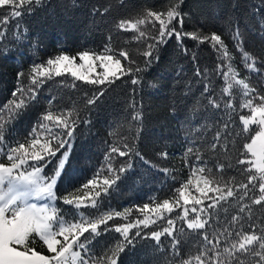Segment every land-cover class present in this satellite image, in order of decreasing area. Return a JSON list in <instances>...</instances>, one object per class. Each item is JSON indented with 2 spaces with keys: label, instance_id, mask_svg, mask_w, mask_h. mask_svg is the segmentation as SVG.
<instances>
[{
  "label": "trees",
  "instance_id": "16d2710c",
  "mask_svg": "<svg viewBox=\"0 0 264 264\" xmlns=\"http://www.w3.org/2000/svg\"><path fill=\"white\" fill-rule=\"evenodd\" d=\"M174 2L176 0H42L41 5L35 6L34 11L25 13L22 9H17L22 11V15L11 17L4 26L7 39L4 41L3 49H0L2 52L0 54V126L8 128L4 136L5 140L30 141L34 128L41 132L37 121L42 119L46 109L51 110L48 109L47 103L51 95L57 97L56 103L70 109L73 116H79L84 114L81 103L84 99L83 93L91 92L90 86L74 81L70 75L62 77L53 75L51 80L41 78L45 82L37 97L39 102L33 103L21 116L12 120L9 101L14 99L13 92L20 86L18 72L29 73L34 62L43 61L46 65V60L60 54L62 49L69 55H76L80 50L102 53L106 45H109L117 55L119 50H126L131 59L136 61V64L132 65L133 68L137 65L143 67L142 62L145 57L142 51L147 48L150 36L159 27L158 22L146 18L147 11L164 10ZM28 7V5L24 6L25 9ZM180 8L187 14L184 16V31H196L198 36L212 32L220 34L228 45L231 59L229 61L220 58L207 43L197 47V41L188 37H184L182 41L189 49L188 54L185 55L179 47L180 42L173 36L167 45L161 48L159 61L141 73L144 81L137 99L143 106V120L138 140L131 139L136 135L137 122L131 119L132 109L128 107L131 95H135L130 93L129 89L135 86L117 81L105 96L101 97L97 106L87 113L90 120L87 127L90 131L78 135L73 149L72 167L58 184L57 195L63 197L70 191L69 198L82 199L85 204H91V200L96 198V192L101 191L102 210H119L124 213L131 206L132 212L127 219L116 217L109 224H126L136 218L143 219L144 215L152 213L142 215L137 211V208L145 203L155 207L157 203H162L163 199L167 198L174 207L178 199L177 190L189 179L193 180V184L189 185L188 190L195 196H199L194 187L198 178L224 175L227 179L235 175V181L232 182L234 190L235 184L243 179L236 172V168H244L246 165L235 164L239 153L232 144L229 143L227 148L218 146L214 152L204 140L199 141L198 151L197 145L192 142L198 140V130L203 131L199 128L200 125L216 122L205 133V139L210 141L215 128L222 126L224 120H228L230 128L240 131L242 128L240 115L248 114V110L242 108L246 99L243 96L242 86L235 84V81L226 82L222 73L216 71L217 64L224 65V72L228 71L230 64L239 74L238 78L244 79L254 87H261V91L264 92V87L261 86V81L264 80V38L259 34V20L264 15V7L261 0H183ZM105 9L107 11H104ZM254 9H259V12L254 13ZM10 12L11 10L0 9V13L4 15L10 16ZM139 19H145V23L137 25L136 28H131L127 24L125 29L119 28L121 21L136 23ZM232 19L239 23L244 34V50L256 58L260 72H250L242 61L241 52L233 46L226 23ZM141 30L147 33L146 37H140ZM193 52L197 54L196 63L201 71L205 68L209 71L214 98L222 105L225 101L231 100L237 109L235 112L226 111L221 107L212 109L211 114L208 113V109L204 107L207 105V94L201 95L204 84L197 82L202 77L194 75ZM181 69L185 75L178 76L177 73ZM123 79L128 80L129 77L125 76ZM189 82H192L191 85ZM228 82L233 84V88L229 93H225L224 88ZM153 83L157 85L156 88L151 87ZM30 84L31 81H27V85ZM73 84L76 85L75 88ZM186 86H191L190 93H185ZM26 95L21 98H26ZM45 123L51 124V122ZM84 127L81 125L77 132L80 133ZM45 138V135L40 136L41 143ZM125 138L135 145L143 159L138 156L132 157L130 162L133 168L123 180L118 182L119 191L104 196L103 180L110 175L107 173L109 162L105 158L106 149L112 143H122ZM12 146L18 145L12 143ZM25 146L28 147V144L26 143ZM189 146L193 147V152L199 155L201 162H207L204 173L197 171L195 176L191 175L190 162L196 161V155L187 152ZM239 147H242V143L237 144V148ZM163 153L168 154L167 158L162 155ZM121 160L127 161L129 157L121 158L113 154V167L115 168ZM3 162L7 163L6 157L3 158ZM220 163L232 164L233 167L227 168L225 173H220L218 171ZM209 168L211 172L208 171ZM50 169L51 165L45 171ZM164 169L168 171L165 172ZM95 173L99 175L94 176ZM90 178L98 180V187L83 188L82 185ZM255 194L258 195V191ZM209 195L215 194L209 193ZM229 200L233 201L232 205L226 206L227 211L219 212L220 219L214 217L210 221L213 227L199 231H207L210 238H214L213 228L218 226L222 230L228 219L238 213L240 204L249 203L251 213L247 209L245 213H239L243 217L241 220L243 229L237 224L235 230L247 232L251 230L250 225L255 224L256 231L259 232L261 223L264 222V207L250 204L246 200L239 203L233 198ZM182 203L180 201V204ZM207 203L209 201L205 200L204 204ZM56 205L62 210L61 215L66 220L76 218L78 210L75 207L64 205L61 199L56 201ZM195 207L199 210L201 206ZM79 211L89 216H95L97 213V209L92 207H81ZM162 213L163 216L154 220L155 223L149 224L147 228H143V225L140 227L147 233L152 231L163 233V229L168 227L167 219H173V236L178 235L181 241L179 255L172 251L170 244L172 237L163 233L157 251H153L151 247L156 245V241L150 238L141 241L137 238L135 247H130L119 255L118 264H180L182 259L189 260L190 257L199 254L200 249L196 241L203 243L202 238L196 232L187 229L184 219L181 218L183 212L180 206H176L171 214L166 211ZM188 215L192 218L196 213L189 210ZM201 216L203 217L204 214L201 213ZM148 217L151 219L152 215ZM180 229L184 231L180 232ZM118 238V233L107 232L97 239L96 251L99 252L103 246L112 244ZM31 239L35 241L32 247L37 251L44 255L50 254L43 242L34 234ZM220 239L223 240V237ZM230 239L238 240L239 237L234 234ZM254 259L259 260V257ZM192 264H195L194 260Z\"/></svg>",
  "mask_w": 264,
  "mask_h": 264
},
{
  "label": "snow or ice",
  "instance_id": "6c2138e0",
  "mask_svg": "<svg viewBox=\"0 0 264 264\" xmlns=\"http://www.w3.org/2000/svg\"><path fill=\"white\" fill-rule=\"evenodd\" d=\"M41 3L42 0H0V9L11 10L10 16L0 13V49H3L4 41L7 39L4 26L8 24L11 17L22 15V11L17 9H22L25 13L31 12L34 11L35 6L41 5ZM182 3L183 0H176L164 10L147 11L146 18H152L154 22H158L159 27L150 36L147 48L142 51V55L145 57L142 62L143 67L137 65L133 68L132 65L136 64V61L131 59L126 50H119L117 56L112 48L106 45L102 53L80 50L76 55H69L65 54V50L62 49L60 54L55 55L54 58H48L46 65L43 61L34 62L29 73L18 72L20 86L13 92L14 99L9 101V106H11L9 113L12 120L21 116L33 103L39 102L37 97L45 82L41 78L51 80L53 75L55 77L70 75L74 81L90 86L91 92L83 93L84 99L81 103L84 114L79 116H73L70 109L56 103L57 97L51 95L47 102L48 109L51 110L46 109L42 119L37 121L39 129L42 131L38 132L34 128L30 141L9 142L4 138L8 128L0 126V264H118L119 255L125 253L130 247H135L137 238L141 241L148 238L156 241V245L151 247L153 251H157L163 233L172 237L170 241L172 251L179 255L181 241L178 235L173 236V219L167 220L168 227L163 229V233L161 231L150 233L143 231L141 225L143 228H147L149 224L155 223L147 215H144L143 219L136 218L126 224H109L116 217L127 219L132 212L131 206L124 213L119 210L105 211L101 208L103 204V200L100 198L101 191L96 192V198L91 200V204H85L82 199L69 198L70 191L67 195L58 197L57 186L67 174L68 169L72 167L73 149L78 135L90 131V128L87 127L90 124L87 113L97 106V102L117 81L135 86L129 89L130 93L135 95H131L128 107L132 109L131 119L137 122L135 125L136 135L131 139H139L143 120V106L137 99L144 81L141 73L159 61L161 48L167 45L173 36L180 42L179 47L185 55L188 54L189 49L182 41L184 37H188L197 41V47L201 44H209L220 58L230 61L228 45L220 34L212 32L198 36L196 31H184V16L187 14L181 11ZM261 3L264 7V0H261ZM25 5L29 7L25 9ZM255 12H259V9H254ZM144 23L145 19H139L136 23L121 21L119 28L125 29L126 24L131 28H136L137 25ZM226 23L233 46L241 52L245 67L250 72H260L256 65V58L244 50V34L239 23L234 19ZM153 26L155 25L153 24ZM259 34L264 38V15L259 20ZM139 35L146 37L147 33L141 30ZM77 55L79 63L76 62ZM121 57L127 62L126 64H122ZM192 60L195 69L194 75L202 77L197 82L204 84L201 95L207 94V105L204 107L208 109V113L211 114L212 109L221 107H224L226 111L235 112L237 109L231 100L225 101L222 105L214 98L209 71L207 68L201 71L196 63L197 54L195 52L192 53ZM97 62H99V68L102 69L99 73L96 71ZM223 68V64H217L216 71L222 73L226 82L235 81V84L242 86L243 96L246 97L242 108L247 109L248 114L240 115L239 119L242 123L240 131L230 128L228 120H224L222 126L215 128L210 141L205 139V133L216 122L200 125L199 128L203 131L198 130V140L192 143L197 145L198 151L199 141L204 140L205 144L214 152L218 146L227 148L230 143L239 153L235 164L246 165V167L236 168V172L243 179L235 184V190L232 186L235 175L227 179L224 175L196 179L194 187L199 196L192 195L188 190L189 185L193 184L192 179H189L177 190L176 206H180V201L184 206L181 218L186 221L187 229L196 232L203 241V243L196 241L200 249L199 254L190 257L189 260L182 259L180 264H192V260L195 261V264H264V222L261 223L259 232L256 231L255 224L250 225L251 230L247 232L235 230L237 224H240L243 229V224H241L243 217L239 213H245L246 209L251 213L249 203L240 204L238 213L228 219L222 230L218 226L214 227V238H210L207 231H199L206 227H213L210 221L214 217L220 219L219 212L227 211L226 206L232 205L233 201H230L229 198H233L237 203L246 200L250 204L264 207V92L261 91V87H254L244 79L238 78L239 74L231 68L230 64L227 72H224ZM177 75H185L183 69ZM125 76H128L129 79L124 80ZM29 80L31 84L27 85ZM191 83L189 82V85ZM72 86L76 87L75 84ZM261 86L264 87V80L261 81ZM151 87L156 88L157 85L153 83ZM232 88L233 84L228 82L224 92L229 93ZM184 91L186 94L190 93L191 86H186ZM25 94H27L26 98H21L25 97ZM45 122H51V124ZM81 125L85 127L78 133L77 129L81 128ZM41 135L46 136L43 143H41ZM12 143L18 146H12ZM26 143L28 147L25 146ZM240 143H242V147L237 148V144ZM187 152L196 155V161L190 162L191 175L195 176L197 171L204 173L207 162L200 161L199 155L193 152L192 146L187 148ZM113 154L121 158L129 157V160H121L114 168ZM162 155L167 158L168 154L163 153ZM134 156L143 159L135 145L128 142V138H125L120 144L109 145L105 158L109 162L107 173L110 175L103 180L104 196H110L119 191L118 182L132 170L133 164L130 161ZM5 157L7 163L3 162ZM145 162L147 163V161ZM49 165H51V169L45 171L49 169ZM231 167H233L232 164L220 163L218 171L225 173L227 168ZM163 171L168 170L164 169ZM208 171L211 172V169L209 168ZM98 175L99 173L94 174V176ZM82 187L85 189L96 188L98 180L90 178ZM257 191L258 195L255 194ZM209 193L215 195H209ZM58 199H61L64 205L73 206L78 210L75 219L66 220L61 215L62 210L56 205ZM205 200L209 201L206 205L204 204ZM38 201H43V203H38ZM189 204L193 205L191 211L196 213L192 219H188L189 209L187 206ZM196 205L201 206L199 210L195 207ZM81 207L96 208L97 213L95 216H89V214L79 211ZM137 211L142 215L148 212L156 214L165 211L171 214L174 207L166 198L162 203H157L155 207L145 203L142 207H138ZM201 213L204 214L203 217ZM133 229L136 230L133 232ZM110 231L118 233L119 238L112 244L103 246L97 252L95 249L97 239ZM179 231L183 232L184 230L180 229ZM33 234L39 237L51 255H44L32 247V244L35 243L31 239ZM234 234L239 237L238 240L230 239ZM220 237H223V240ZM255 257H259V260H255Z\"/></svg>",
  "mask_w": 264,
  "mask_h": 264
},
{
  "label": "rangeland",
  "instance_id": "374dc122",
  "mask_svg": "<svg viewBox=\"0 0 264 264\" xmlns=\"http://www.w3.org/2000/svg\"><path fill=\"white\" fill-rule=\"evenodd\" d=\"M65 54H66V53H65ZM117 56H118V55H117ZM120 59H121L122 64H125V61L123 60V58L121 57ZM76 62L79 63V57H78V55H77V60H76ZM98 65H99V62H97V68H96L97 73H99V72L102 71V69L99 68ZM38 203H43V201H38ZM174 208H176V205H174ZM187 208H188L189 210H191V209L193 208V206H187ZM180 210H182V212H184V206H183V203L180 204ZM151 215H152L151 219H152V220H156L158 217H162V216H163V213H156V214H154V213H149L147 216H151ZM182 217H183V213H182ZM192 218H193V217H192ZM192 218H190L189 215H188V219H192ZM168 219H171V218H168ZM168 219H167V220H168ZM184 221H185V220H184ZM185 224H186V226H187L186 221H185Z\"/></svg>",
  "mask_w": 264,
  "mask_h": 264
}]
</instances>
